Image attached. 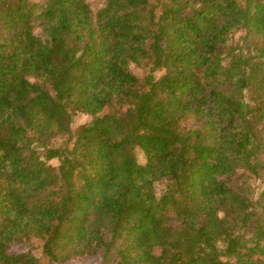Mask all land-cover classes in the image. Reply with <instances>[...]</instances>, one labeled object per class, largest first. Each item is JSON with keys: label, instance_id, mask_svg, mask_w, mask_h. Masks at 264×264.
Masks as SVG:
<instances>
[{"label": "trees", "instance_id": "1", "mask_svg": "<svg viewBox=\"0 0 264 264\" xmlns=\"http://www.w3.org/2000/svg\"><path fill=\"white\" fill-rule=\"evenodd\" d=\"M89 258L264 264V0H0V264Z\"/></svg>", "mask_w": 264, "mask_h": 264}, {"label": "rangeland", "instance_id": "2", "mask_svg": "<svg viewBox=\"0 0 264 264\" xmlns=\"http://www.w3.org/2000/svg\"><path fill=\"white\" fill-rule=\"evenodd\" d=\"M31 2L34 3H38V4H44L45 0H30ZM87 2L90 4L91 9L93 10V12H96L98 9H100L101 7H103L105 0H87ZM34 32L37 36L41 37V38H45V34L43 33L41 27H39L38 23H34ZM240 33H236L235 35H233L232 39L229 41L230 44H232L233 46H240L241 45V41H240ZM131 69L136 72L137 74L141 75L142 71L136 67H134L133 65H131ZM163 73V70L157 71L155 73L156 76H160ZM89 119V117L87 115L84 114H77L74 116L72 122H71V130L73 133H75V131L77 130L78 126L85 123L87 120ZM58 142H61V140H58ZM138 159L141 162H144V156L142 153L138 154ZM52 164L56 165L57 161L53 160L51 162ZM163 185L162 184H158V186L156 187L157 192L160 194L163 192ZM32 245H30L31 249L33 250V252L40 258H43V253H42V249L40 246V241L35 239L32 240L31 242ZM67 264H97V261L94 259H76V260H71L69 261Z\"/></svg>", "mask_w": 264, "mask_h": 264}]
</instances>
